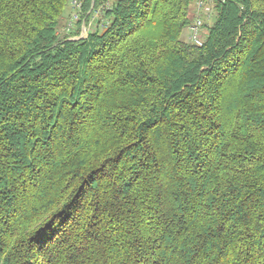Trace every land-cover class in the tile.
I'll return each instance as SVG.
<instances>
[{"label":"trees","instance_id":"16d2710c","mask_svg":"<svg viewBox=\"0 0 264 264\" xmlns=\"http://www.w3.org/2000/svg\"><path fill=\"white\" fill-rule=\"evenodd\" d=\"M79 1L0 0V264H264V0Z\"/></svg>","mask_w":264,"mask_h":264},{"label":"rangeland","instance_id":"374dc122","mask_svg":"<svg viewBox=\"0 0 264 264\" xmlns=\"http://www.w3.org/2000/svg\"><path fill=\"white\" fill-rule=\"evenodd\" d=\"M113 0H108V2L112 3ZM196 1L194 2V4L191 6V11H190V14L192 16V23H194V21L198 18L199 16V13L201 11L198 10V8L196 7L195 5ZM212 3V2H210ZM215 6L213 5V10H212V13L211 14H207V16H205L206 18L204 19V24H203V28L200 29L202 30V32L204 33L203 35V39L205 40L206 38V35L208 34L209 32V27L213 24V22L215 21V14H216V11H215ZM69 10L66 11L65 15H68L69 14ZM88 14H90V12H88ZM96 10L91 13L90 15L87 16V18L83 19V22L81 24V30L82 29H90L91 30H96L98 27H104V23H106V20L103 19V14L101 15H98L96 16ZM86 16V15H85ZM100 21V22H99ZM191 23V25L189 27H186L183 31V34H182V38L188 42H192V29H191V26H193V24ZM66 24V19H63L62 20V23L60 25V27L58 28V32H62L64 31V25ZM100 28V29H102ZM201 34V33H200ZM202 36V34H201Z\"/></svg>","mask_w":264,"mask_h":264},{"label":"built area","instance_id":"2783aa9c","mask_svg":"<svg viewBox=\"0 0 264 264\" xmlns=\"http://www.w3.org/2000/svg\"><path fill=\"white\" fill-rule=\"evenodd\" d=\"M79 0H74V4H76L78 7L80 6V1L78 3ZM223 1V0H222ZM212 2V3H210ZM214 0H197L195 5L198 8L199 11H201L199 13L198 18L194 21L193 26H191L192 29V42L196 43L198 45H202L205 40L203 39V35L204 33L202 32L203 28V24H204V19L206 18L205 16H207V14H211L212 10H213V5H214ZM107 5V4H106ZM103 7L99 8L96 10V16L101 15L103 13L102 11ZM73 18L70 23H69V28L74 27V25L76 24V21L79 19V15L78 13H75L73 15ZM77 19V20H76ZM107 23V21H106ZM76 26V25H75ZM80 34L73 36V38L79 39V38H86L89 35L90 29H82L80 30ZM202 36H201V34ZM205 37V35H204ZM206 39V38H205Z\"/></svg>","mask_w":264,"mask_h":264},{"label":"snow or ice","instance_id":"6c2138e0","mask_svg":"<svg viewBox=\"0 0 264 264\" xmlns=\"http://www.w3.org/2000/svg\"><path fill=\"white\" fill-rule=\"evenodd\" d=\"M71 206H69V210H70Z\"/></svg>","mask_w":264,"mask_h":264}]
</instances>
